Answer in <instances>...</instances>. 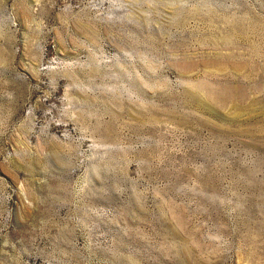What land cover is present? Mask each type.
<instances>
[{
  "label": "rangeland",
  "instance_id": "1",
  "mask_svg": "<svg viewBox=\"0 0 264 264\" xmlns=\"http://www.w3.org/2000/svg\"><path fill=\"white\" fill-rule=\"evenodd\" d=\"M0 264H264V0H0Z\"/></svg>",
  "mask_w": 264,
  "mask_h": 264
}]
</instances>
